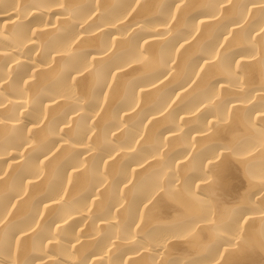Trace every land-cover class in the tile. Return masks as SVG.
Here are the masks:
<instances>
[{"label":"bare ground","instance_id":"obj_1","mask_svg":"<svg viewBox=\"0 0 264 264\" xmlns=\"http://www.w3.org/2000/svg\"><path fill=\"white\" fill-rule=\"evenodd\" d=\"M0 264H264V0H0Z\"/></svg>","mask_w":264,"mask_h":264}]
</instances>
